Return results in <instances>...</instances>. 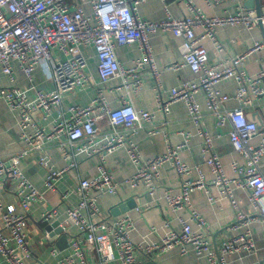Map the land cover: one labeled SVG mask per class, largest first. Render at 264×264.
I'll return each instance as SVG.
<instances>
[{"label":"built area","instance_id":"2783aa9c","mask_svg":"<svg viewBox=\"0 0 264 264\" xmlns=\"http://www.w3.org/2000/svg\"><path fill=\"white\" fill-rule=\"evenodd\" d=\"M81 1L83 3L71 5L67 0H0V64L3 72L13 80L11 61L17 60L24 73L31 78L36 66L42 64L50 70L55 82L54 90L37 92L35 103H31L17 87L0 86V96L19 115L23 128L35 125L33 113L36 110L41 109L49 114L53 109L62 108L66 93L88 84L97 87L91 105L69 106L67 113L64 112V116L56 121L51 132L39 128L35 134L26 138L29 144L38 147L42 139L59 138L63 134L67 136V141L61 143L64 155L71 159L67 167L56 169L46 156L40 158V163L48 170L45 182L48 190H56L58 180L71 168L78 167L75 156L77 150L85 149L90 156L94 153L98 155V174L91 178L80 177L75 188L62 195L66 198L74 192L79 198L78 204L68 206L65 210L59 207L47 208L42 213L41 220L45 223L60 220L59 226L68 239L70 252L58 258L54 264H94L90 260L96 264H110L113 261L118 264H138L142 254L148 255L175 247H179L183 255L193 251L198 257H206L210 264H226L227 254L242 250L256 252L250 224L260 217L264 222V173L261 169L264 129L248 117L246 109L254 100H262L264 104V68L249 74L241 66L249 55L264 46V42L256 41L246 52L226 56L216 64L209 62L208 50L201 42L204 39L211 40L215 51L221 53L225 47L217 38V27L240 25L250 29L260 22L264 27V11L259 15L256 9L239 5L234 12L210 17L193 0H186L189 15L174 16L165 5L167 18L154 22L144 20L137 14L138 5L146 0H89L93 18L85 14L84 4L87 0ZM223 1L205 0L208 6ZM200 28L202 31L197 33ZM158 31H170L183 39L179 46L182 59L169 64L168 68L179 70L189 67L196 76V80H187L171 88L168 99H164L161 94L163 83L150 43L151 34ZM136 41L140 44L141 56L133 67L126 68L117 58L116 47ZM87 46L94 47L97 53L98 81L87 73L88 62L82 50ZM54 49L59 50L63 57L56 56ZM146 66L151 68L157 79L161 111L168 113L170 105L177 100L185 102L190 118L204 138L203 152L208 154L207 163L214 174L213 185L230 199L237 210L236 220L232 225L237 232L223 241L219 251L213 250L204 234L194 232L190 222L182 217H178V229L168 223L166 225L170 228L158 242L143 246L132 239L134 222L127 212L106 217L98 205L99 194H117L122 185L135 187L143 184L149 196H154L158 188L159 168L170 162L183 181L179 194L166 191L169 206L176 212L189 210L191 221L200 227L206 225L201 214L193 208L190 194L198 188L209 193V188L199 169V178L188 177L192 169L180 158L181 146L168 148L163 154L144 159L139 145L132 139L144 127V122L154 119L152 112L136 109L125 97V93L129 95L142 88L141 69ZM230 78L236 82L235 91L232 94L222 93L217 87L218 83ZM115 79L120 81L115 89L121 92L123 101L119 107L112 108L106 97V88L108 82ZM199 91L204 92L207 107L215 115L216 125L222 127L229 122L232 126L231 144L245 160L243 164L232 162L236 177L226 174L219 155L213 151V137L204 127L203 113L195 97ZM231 99L236 100L237 104L226 108V102ZM104 116L109 119L114 132L102 147L90 151L87 146L94 143L98 135L97 122ZM258 135L261 136V141L254 145L251 141ZM80 141L85 143L79 145ZM122 146L127 148L137 170L129 178L118 181L106 165V156ZM25 154L27 151L6 159L0 153V184L8 179L16 182L15 194L23 208L22 212H18L15 204L3 205L0 202L3 214L0 253L8 264H28L27 260L32 254L27 233V212L32 203L45 201L44 193L33 184L20 166ZM234 186L249 192V200L257 216L240 210ZM209 199L214 200V196L210 195ZM134 208L139 209L140 206ZM64 214L65 218H61ZM72 226H75V232L71 230ZM47 234L49 237L50 232ZM88 251L94 252L93 259H90ZM52 253L58 254L55 245ZM256 264H264V260H258Z\"/></svg>","mask_w":264,"mask_h":264},{"label":"crops","instance_id":"0c3cea01","mask_svg":"<svg viewBox=\"0 0 264 264\" xmlns=\"http://www.w3.org/2000/svg\"><path fill=\"white\" fill-rule=\"evenodd\" d=\"M71 5L83 3L81 0H67ZM207 16H221L226 13L234 12L239 5L246 8H257L260 4L264 11V0H224L214 6H208L205 0H193ZM85 5V14L93 18L91 2L87 0ZM168 10L174 16H187L190 10L186 0H146L138 5L137 14L144 20L159 22L167 18ZM202 29H197L200 33ZM218 40L224 45L225 50L221 53L215 51L211 40L204 39L201 43L206 47L209 53V62L216 64L222 58L231 55H238L246 52L256 42H264V27L257 25L247 29L240 25H226L216 28ZM183 39L175 36L170 31H158L151 34L150 43L153 48L154 58L159 70V77L163 83L161 94L164 99H168L169 90L179 86L187 80H196V76L189 67H183L179 70L168 68V65L176 60H181L179 46ZM87 59V73L95 81L99 80L98 57L92 46L82 48ZM116 55L121 64L126 68L135 65L136 60L141 56L139 42H133L116 47ZM58 57H63L57 49L53 50ZM13 70V80L3 72L0 64V86L17 87L19 92L23 93L31 103L37 101V92H49L55 89V82L50 74V70L45 65H37L29 78L21 68L17 60L11 61ZM249 74H254L264 68V46L253 52L247 57L241 66ZM143 79L142 88L139 91H132L125 97L138 110H147L154 114L152 121L144 122V127L132 136V139L139 145L141 155L144 159L155 157L167 152L168 148L181 146L179 155L182 161L187 163L192 173L188 175L191 179L199 178L198 169L202 172L203 178L209 188V193L205 189H196L190 194L193 208L196 209L206 222L205 226L200 227L196 222L191 221V213L187 209L174 211L169 206L165 197L166 191L172 194H179L182 190L183 178L178 174L172 163L167 162L160 166V176L157 180V191L154 196H149L147 188L140 184L135 187L122 185L117 194L102 193L98 195V205L106 217H113L112 208L129 199H134L139 209L131 208L127 211L134 222L132 239L134 242L147 246L158 242L160 237L165 234L169 226L179 228V218L182 217L190 222L192 230L196 233H203L206 240L210 242L213 250L219 251L223 241L234 235L237 231L232 228L236 220L237 210L232 205L230 199L223 196L216 186L213 185L214 174L207 163L208 154L203 152L205 146L204 138L198 133V127L189 116L188 108L183 100H177L170 105L168 113L160 110L158 104L157 79L150 67L141 69ZM119 79L111 80L107 84L106 97L112 108L121 105L122 94L115 89ZM218 89L222 93L232 94L236 88V82L233 78L222 80L218 83ZM97 87L94 84H88L77 87L75 90L66 93L62 108L53 109L51 113H45L38 109L33 113L35 125L23 128L20 125V117L16 111L12 110L5 99L0 96V153L6 158L12 155L27 151L21 158L20 166L45 196V201L32 203L27 212L28 228L27 233L30 242L31 257L27 260L28 264H54L60 257L67 255L69 246L60 248V235H49L46 229L48 223L41 220L42 213L47 208L59 207L65 210L68 206H76L79 202L78 196L71 192L66 198L62 195L75 188L80 177L91 178L98 174L97 163L98 155H88L85 149L76 151L77 168H71L64 176L58 180L56 190H48L45 182L48 170L40 163V158L46 156L56 169H63L71 163V159L66 158L61 148V143L67 141V136L62 135L59 138L42 139L40 146L29 144L28 137L42 128L45 132H51L56 121L67 113L71 105L88 106L91 105L96 96ZM196 100L203 113L204 127L213 137V151L217 153L224 165L226 174L230 177H236L237 174L232 169V162L237 161L240 164L245 162L244 158L234 150L230 141L231 124L227 122L222 127L216 125L215 115L208 109L206 97L203 91H199ZM237 104L234 99L228 100L226 108H232ZM249 118L254 119L261 129H264V104L262 100H254L253 104L247 109ZM98 135L91 145L88 144V150L102 147L113 134L114 128L107 117H102L97 122ZM156 132H152V131ZM184 133V134H183ZM189 133L187 137L186 134ZM27 138V139H26ZM187 138V140H185ZM261 136L258 135L252 139L254 145H258ZM85 142L80 141L79 145ZM31 148V149H30ZM106 165L109 171L118 181L125 180L132 176L136 170V164L131 160L127 148L119 147L114 153L106 156ZM262 172L264 173V155L262 157ZM234 193L240 201V210L244 213L257 216L249 200V192L234 186ZM16 182L14 180H3L0 184V202L3 205L15 204L18 212H22L16 197ZM214 196L210 200L209 196ZM123 214V213H122ZM0 210V230L3 227V216ZM121 215V214H120ZM65 214L61 218H65ZM260 217V216H259ZM263 219L260 217L250 224L253 238L256 244V252L249 253L246 250L234 252L225 256L226 264H256L258 260H264V234ZM75 232V226L71 227ZM57 247V253H52V247ZM90 259H93L94 252L88 251ZM151 260L153 264H210L206 257H198L193 251L188 254H181L180 248L175 247L165 251H155L148 255L142 254L138 264H145ZM96 264L95 261L90 260ZM0 264H8L7 260L0 253ZM110 264H118L113 261Z\"/></svg>","mask_w":264,"mask_h":264},{"label":"water","instance_id":"95a60500","mask_svg":"<svg viewBox=\"0 0 264 264\" xmlns=\"http://www.w3.org/2000/svg\"><path fill=\"white\" fill-rule=\"evenodd\" d=\"M257 5V12L259 15H261L262 10H261V6L259 3L256 4ZM260 26H263L262 23H259ZM136 206V202L134 199H129L125 202H122L116 206H114L112 208V214L114 216H118L122 213H125L127 211H129L131 208H134ZM60 224V220H54L52 223L48 224L46 226L47 231H49L51 233V235L54 234H59L60 235V242H59V247L60 248H64L68 246V239L66 234L63 232L62 227L59 226ZM145 264H153V262L151 260H149V262H146Z\"/></svg>","mask_w":264,"mask_h":264}]
</instances>
